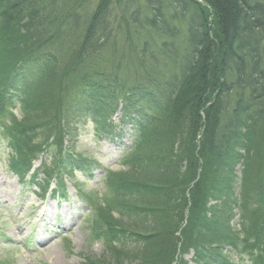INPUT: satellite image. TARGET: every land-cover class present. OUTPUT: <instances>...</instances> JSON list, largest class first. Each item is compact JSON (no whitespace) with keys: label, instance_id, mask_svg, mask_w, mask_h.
I'll list each match as a JSON object with an SVG mask.
<instances>
[{"label":"trees","instance_id":"obj_1","mask_svg":"<svg viewBox=\"0 0 264 264\" xmlns=\"http://www.w3.org/2000/svg\"><path fill=\"white\" fill-rule=\"evenodd\" d=\"M86 1L0 0V141L11 163L24 161L16 172L47 149L44 179L37 170L32 181L43 195L77 165L91 178L100 164L70 150L90 119L114 133L123 101L140 136L103 181L114 264L129 253L141 264H188L192 251V264H264V0H157L149 24L159 27L162 7L182 8L191 32L179 56L162 43L153 66V48H141L133 82L106 65L120 29L113 0L81 12Z\"/></svg>","mask_w":264,"mask_h":264},{"label":"rangeland","instance_id":"obj_2","mask_svg":"<svg viewBox=\"0 0 264 264\" xmlns=\"http://www.w3.org/2000/svg\"><path fill=\"white\" fill-rule=\"evenodd\" d=\"M98 1H86L87 8L80 11H93ZM156 1L113 0L111 3L116 18L112 20L120 29L112 32L114 40L106 46V65L110 69L120 65L122 73L129 75V82L136 80L139 68L132 66L138 62L141 48L147 47L149 52L153 48L152 54L158 59L151 61L146 58V65L153 66L163 60L160 57L164 42L170 49L174 48L179 56L190 35L192 21L188 14L183 15L182 8L168 14V9L162 7V10H158L163 15L158 18L159 27L149 24L147 19L157 16L151 9ZM172 15L177 17L172 18ZM140 23L148 25L140 26ZM160 27L164 30H160ZM165 61L172 68L173 63H177L171 58ZM164 70L171 75V69ZM123 105L122 101L120 107ZM17 114L19 116L20 112ZM121 115L119 111L112 121L114 133L110 128L96 131L94 121H88L75 140L76 147L70 153L77 155L79 160L85 158L92 167L94 162L100 164V167H95L93 176L88 178V172L77 165L73 169V177L51 181L53 189L56 185L63 190L55 193L52 190L53 195L51 191L43 195L41 189L31 183L37 170H40L37 181L44 179L41 171L46 168L42 166L40 158L50 161L51 152L46 149L33 162V170L21 176L15 169H19L24 161L18 157L16 162L11 163L9 153L11 155L12 152L6 140L0 141V264H114L115 260L110 257L112 246L108 242L117 240L107 239L100 213V210L106 211L102 205L109 197L108 187L103 181L110 171L123 169L124 155L133 149L140 136L133 122L134 114L124 113V121ZM236 169L239 171L240 168ZM238 191L239 188L236 193ZM95 203L100 204L99 210L92 207ZM126 222L128 220L125 218L120 221L122 224ZM127 250L131 252L132 248L128 247ZM233 256L234 262H237L240 255ZM185 259L188 264H192L193 251L186 253ZM122 261V264H141L140 258H135L133 253L124 256ZM239 264H250V261L244 260Z\"/></svg>","mask_w":264,"mask_h":264}]
</instances>
